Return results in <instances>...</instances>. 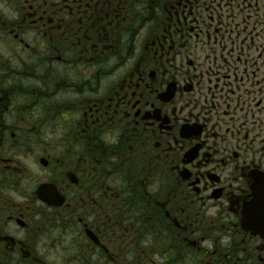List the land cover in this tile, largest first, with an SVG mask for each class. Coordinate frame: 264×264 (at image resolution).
Instances as JSON below:
<instances>
[{"label": "flooded vegetation", "instance_id": "1", "mask_svg": "<svg viewBox=\"0 0 264 264\" xmlns=\"http://www.w3.org/2000/svg\"><path fill=\"white\" fill-rule=\"evenodd\" d=\"M254 199L264 0H0V264H264Z\"/></svg>", "mask_w": 264, "mask_h": 264}, {"label": "water", "instance_id": "2", "mask_svg": "<svg viewBox=\"0 0 264 264\" xmlns=\"http://www.w3.org/2000/svg\"><path fill=\"white\" fill-rule=\"evenodd\" d=\"M256 200L251 204V208L246 211L244 225L247 229L252 228L249 224H252L253 222L256 223V226L262 225L263 231L260 232L264 236V199L255 203Z\"/></svg>", "mask_w": 264, "mask_h": 264}]
</instances>
